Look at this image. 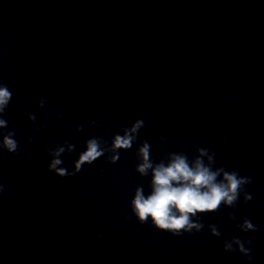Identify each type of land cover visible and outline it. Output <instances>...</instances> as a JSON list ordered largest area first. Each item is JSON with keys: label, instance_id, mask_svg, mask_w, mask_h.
<instances>
[{"label": "clouds", "instance_id": "9594fccd", "mask_svg": "<svg viewBox=\"0 0 264 264\" xmlns=\"http://www.w3.org/2000/svg\"><path fill=\"white\" fill-rule=\"evenodd\" d=\"M12 93L6 85L0 84V114H3L7 108ZM40 107L44 106V100H40ZM30 119L35 117L29 114ZM144 126L143 120H136L130 127L123 129V135H115L111 146L105 148V141L100 138H91L86 141L87 150L80 155V160L76 164V171L81 170L85 163L92 164L97 158L110 151L113 153L109 161L115 164L119 160L120 149H131L137 139L139 129ZM7 127V121L0 118V129ZM79 131L80 128H77ZM15 132L9 131L3 135V143L0 147L6 149L9 153H16L18 142L13 139ZM74 147V145L72 146ZM150 145L144 142L137 151V157L141 161L136 166V172L140 176H148L151 170V191L147 196L142 187H137L134 198L131 200V210L139 223L144 224L151 217V224L158 230L170 232L173 235H181L184 232H191L193 228L200 230L202 223H193L190 217L204 212H212L219 208L222 201L232 207L235 206L238 197L246 184L251 183V177H241L237 171L228 172L223 167L213 170L215 153L209 154L205 148H197L199 153L192 163L183 153H168L169 162L165 164L164 160L155 163L150 159ZM63 148L56 151L59 156ZM207 156L209 163L205 164L202 157ZM61 160L54 159L48 166L49 170H54L56 175L67 177L75 173H67L63 168L56 166ZM223 174L222 179L218 177ZM4 191V186L0 185V192ZM252 199L248 193L244 194L245 202ZM230 218L235 219L232 214ZM242 231H256L255 226L248 220L240 226ZM214 228V226H213ZM219 235L218 232H214ZM234 241L240 245V251L251 259L250 249H245L243 242L239 238ZM251 244V241H247ZM226 251H234L231 243L225 244Z\"/></svg>", "mask_w": 264, "mask_h": 264}]
</instances>
